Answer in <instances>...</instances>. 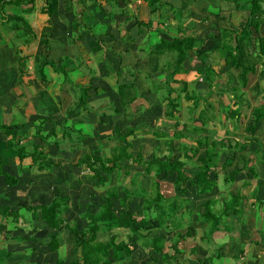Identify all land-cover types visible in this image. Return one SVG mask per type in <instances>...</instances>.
<instances>
[{"label":"trees","instance_id":"obj_1","mask_svg":"<svg viewBox=\"0 0 264 264\" xmlns=\"http://www.w3.org/2000/svg\"><path fill=\"white\" fill-rule=\"evenodd\" d=\"M53 1L49 2L46 0L45 6L41 8V12L47 13L49 16L55 14L56 7ZM143 1L146 2L150 12L159 11L160 8L165 7L167 10L171 9L173 13H176L173 10V6L167 1ZM78 2L83 5L86 4V0H78ZM92 2H95L101 8L103 17H111L114 14L113 8L117 5V0H92ZM33 3L34 0H0V20L3 21L1 18L6 17L5 23L11 24L9 37L13 42L14 54L17 55L16 61L19 64H17V76L14 84L21 86L28 85L29 83L24 77L31 76L36 71L41 81L46 82L48 79L44 73V69L47 66H50L54 72L62 75L63 85L67 82L69 83V71L76 68L73 58L69 55H63L57 60L48 58L46 54L49 49L48 38L39 41L41 49L36 54L22 55L20 53L19 43L29 44L39 38L37 24L28 21L24 17L25 8L21 14L15 15L6 13L4 6L6 4H14L22 7L27 4L29 7H32ZM187 6L186 3H183L179 8V12L182 14V11L188 10V19L190 18L192 21L199 19L201 22H204L214 17L219 19L221 27L218 35L211 33L199 37L200 31L187 33L186 29L178 25L176 33L161 32L162 34L158 35L159 42L151 45L148 54L153 56L171 55L170 61H165V65L160 68L165 74L162 83L154 86L166 89V95L163 98L164 108L162 114L165 118L174 119L173 125L175 127L180 124L182 114L180 109L182 102H180V99L185 98L187 101H191L193 110L198 106L199 100L203 101V107L197 115L201 119L202 125L201 127H194L192 130L199 135L195 139L196 145L191 147L182 143L178 149L186 159L195 158L199 162L197 171L195 173L187 172L184 169L186 162L177 158L172 160V152L168 156L165 155L163 159H160V156L155 152H150L146 156L141 151L137 152V154L131 152V138L135 139L137 137V130L157 136L159 134L165 135L166 131H163L165 128L159 127L153 130L152 128H147L149 126L146 123L138 122L134 126H128L122 132L120 127L115 125L113 135L100 138L94 146L90 147V153L82 155L77 161V166L84 164L85 167L93 171L97 186H105L104 192H102L104 203L100 205L95 213H91L90 210L81 213L80 218L84 222V227L78 237L79 258L71 260L69 264H111L113 261H120L123 254H131L133 250L132 244L135 241H138L139 245L147 251L151 259H155L152 253H160L163 261L173 260L176 264L178 262L176 255L182 252V235L179 234L176 241L170 243V251L166 252L164 251L165 242L162 237L152 236L148 238L147 233L143 234L140 231L141 228L149 226L153 220L158 221L160 225H164L167 228L174 227L173 221H183L186 213L190 212V210L185 209L186 201L183 197L177 194L166 196V192L161 187L160 178L175 173L174 183L178 186V191L181 194L186 192L189 185L197 186L198 193L205 194L217 185L220 176L226 184L235 185V175L239 169L226 170L227 162L219 163V158L223 151L239 149L241 146L237 142L234 145L231 143L232 137H230L228 131L222 137H217L213 130H209L206 127L208 121L214 118L213 104L208 101V97L214 93L215 89L221 90L222 88L214 82L216 73L211 66L212 61L209 58L208 52L220 51L226 68L237 73L243 85L248 84V75L250 73L256 74L258 68L259 72L264 74V0H244L243 5H241L240 0H236L235 8H240L243 11L242 20L238 25L232 23L231 13L225 16L227 14L224 13L226 11L224 9H221L219 13H211L202 8L191 7L188 9ZM227 11L229 10L227 9ZM80 17L77 16L75 19L80 20ZM85 17L88 19L89 15ZM130 22L136 24L139 30L141 26L147 23L145 20H139L136 17ZM158 25L163 26L160 22H158ZM79 33L78 31L75 36ZM234 34L235 43L233 42ZM226 37L230 39V45L224 41ZM208 40H210V44L204 48V44ZM187 60H191V66L195 67L200 80L207 82L208 93L206 95L200 96L199 94L189 93L188 83L185 79V74L188 70L184 67V63ZM30 63H32V68ZM177 75H182V77L180 78ZM171 82L178 83L179 86L174 87ZM72 84L75 85L78 91L76 104L81 105L87 114L96 111L88 106L87 101L90 96L89 91L97 89L93 85L92 76L83 73L72 81ZM255 87L256 91H258L259 84H256ZM230 89L236 91L239 88L235 86ZM136 91L137 88L134 83L116 84L118 98L122 105L131 111L137 99ZM181 93L183 97H181ZM232 98L235 99V92H233ZM234 103H237L236 99ZM238 104H235V107L230 108V110L227 109L228 120L239 118L240 108ZM103 107L100 106L98 112ZM138 110L136 109L135 113H139L140 110ZM253 115L254 119L247 127L252 133L255 132L260 119L264 117V106H256L253 110ZM76 122L81 123L79 120L74 121V123ZM19 128L22 129L23 125L11 126L0 122V130H3L7 135L5 141L0 142V175L4 176L5 183L10 186L17 184V177L1 170L10 153L17 155L20 160L29 156L31 167L36 166L38 170H46L53 164L50 156L45 153L40 145L32 143L30 145L31 148L26 150L25 144H19L21 140L26 138V131L24 129L19 130ZM39 128H37V134H39ZM81 130V128H78L76 131L81 133ZM185 131L187 132L185 133ZM188 132L190 131L187 125L184 124L180 131H174L172 134L175 138H182L187 136ZM46 136L43 137L47 139ZM113 140L117 143L107 146L105 151H103L105 143ZM259 154L262 156V160L261 157H258L257 161L264 162V150L260 149ZM134 163L143 165V172L151 176L152 180L149 189L142 186L139 182V173L127 171V168ZM252 172V165H249L248 173ZM124 173L131 176L129 182L131 186H124L118 190L117 185L113 184V180L120 179ZM229 192V198H221L222 206L219 210L215 209V199H208L203 203L204 211L198 215L197 219L208 222V232L210 234L216 231H231V227L225 224L224 221H226L230 213L234 215L242 213V209L239 207L242 194L239 190H229ZM87 194L95 195L96 191L91 189ZM133 199H135V203L140 207V214L130 207V202ZM66 201V197L55 195L49 204L17 206L14 210L0 206V214L16 218L20 215L19 210L24 208L25 210L37 212L35 216L41 217L50 227L59 228L67 220L65 216V212L68 209ZM115 202H118V206H115ZM119 229L129 230L126 241L117 240L118 231L116 230ZM73 230L77 231L74 227ZM99 233H108L109 239L98 241L97 237ZM50 244L51 249L55 250L57 240L52 237ZM219 252L220 249L216 251V254H219ZM210 259L209 257L208 260ZM57 264H63V260H59Z\"/></svg>","mask_w":264,"mask_h":264},{"label":"crops","instance_id":"obj_2","mask_svg":"<svg viewBox=\"0 0 264 264\" xmlns=\"http://www.w3.org/2000/svg\"><path fill=\"white\" fill-rule=\"evenodd\" d=\"M48 1L51 2L52 0H48ZM87 1H92V0H86V3H87ZM231 1H233L235 3L236 0H231ZM45 2H46V0H34L32 7H29L27 4L23 5L22 7L16 6L14 4H6L4 6V10L6 13L15 14V15L21 14L23 9L25 8L26 12L23 13L24 17L28 21L35 22L37 24V27L39 30V38H37V40L35 42L30 44L28 47H26L25 50L27 52H25L24 54L21 53L22 55H26V54L34 55V54H36L41 49V43L39 41L43 40V39H47V38L49 41L48 42V44H49L48 50L50 51V49L54 48V45H55L54 43H56V40L54 38H53V40L49 39L51 33L48 30H50L53 33H60V32L63 33L66 29L65 23H64L65 21H68L70 18L75 19L76 14L81 15L82 12L89 13L88 11H84L85 7L81 8L80 11L79 10L77 11V5H81L78 2V0L73 1L74 3L72 2V0H54L53 3L56 7V12L52 16H49L47 13L41 12V8L43 6H45ZM167 2L170 3L173 7H176L177 9H179L183 3H186L188 5L187 6L188 9H190L191 7L202 8V9H206L207 11H209L211 13H216L215 10L220 8V6L218 4V0H167ZM188 2L189 3L192 2V6L191 5L189 6ZM136 4H138V5H136ZM117 6H116L117 9H120V10H118V12L120 13L121 17H124L122 19V22H120L121 26L119 27V29H118L119 24H118L117 20L115 21V17H114L116 15V13H115V15H113V17L111 16V17H104L103 18V16L101 15L100 12H96V15L98 13H100V15H101L100 18H101L102 22L106 23V27L104 29V32H106L107 34H110V35H108V38L115 41L116 45H117L118 40H119V43L121 45H124L125 41H127L129 39H133L136 37L137 40H140V42H141L139 44V47H138L139 50H142V51L146 50V56L148 55V51H149L151 45L159 42L158 35L162 34L161 32H167L168 31L170 33H176L178 25L182 26L184 29L186 23H190V22L197 23L199 28L201 29V30H198V31H200L199 35H198L199 37L206 35L205 33H208V34L214 33V34L218 35L219 29L221 27L219 25V19H217L215 17L209 18L208 20H206L204 22H201L199 19H196L193 21L192 20L188 21V18H187V21H184L182 23L181 13L176 15V13H173L170 10H169V13L171 14V16H166L167 14L165 13V18L159 19V17H158L159 12H156L157 17L154 16L153 19L151 18L152 19L151 20L150 17L148 18V16H147L150 11L148 9L146 2L143 0H117ZM211 7H215V9H212ZM165 9H166L165 7L164 8L162 7L161 11H166ZM154 12H151V13H154ZM113 13H114V11H113ZM187 13H188V10H187ZM82 15L86 16L84 14H82ZM131 15L133 18L136 17L139 20L140 19L145 20L147 23L145 25L141 26L140 30H139V27L136 24H134L133 22H130V21H132L131 19H133V18L129 19V17H131ZM177 16H180L181 23L178 22L179 18ZM242 16H243V11L241 13V16L239 17L238 24L242 20ZM105 18H110V19H105ZM112 18H114V19H112ZM1 19H3V21L0 20V122L4 123L6 125H11V126L23 125V128L22 129L19 128V130L24 129L26 131V140H24V142H23V140H21L19 143H21V144L26 143V145H28L29 148H31L30 145L32 143L40 145L41 147H45L44 151H45V153H47L50 156L51 161L53 163V166H52L53 169L51 171L50 170L47 171V173H41L44 170H38V169H37L38 171H35L34 169L32 170L33 167H31V159L29 156L20 160L19 157L12 156L13 153H10L7 156L6 162L2 166L1 170L4 172H7V173H8V171H10V174L17 177L18 182L16 185H13V186L7 185L4 181V176L0 175V206H5V207H8L10 210H14V209H16L17 206L49 204L55 195H62V196L67 198L66 204H67L68 209L65 212V216H66L67 220L64 221L63 224H61V226L59 228L50 227L45 222V220H43L41 217L35 216V214L37 212L25 210L24 208L19 210L20 215H19V217H16V218H13L12 216H2L0 214V244H4L3 247L0 246V248L3 250V254H0V264H19L22 262H29L30 264H57L59 260H63V264H69V262L71 260H76L79 258V248H77L75 246V241L77 240L75 237V234L78 231H80L81 229H83V227H84V222L80 218L81 213H84L86 210H90L91 213H95L99 209L100 205L104 203V199H103L102 194H101L102 192H104V190L101 189V187H105V186H99L98 187L96 185V179L93 176V171L89 170L88 167H85L84 164H82L81 166H77V161L79 160V158L84 154L90 153L91 148H89V146L90 145L94 146L95 140H97V139L90 141V137H87L86 139H79V137H75V138L70 137L73 140H69L70 142L65 143V140H66L65 138H58V139L55 138V139H53V140H55V142H54L55 151H53L51 144L47 143L46 141L44 142L41 140V139L45 140V138L43 137L45 135H47L46 137L48 138L49 135L47 134L48 133L47 131H51V133L56 131L57 135H61L63 129L60 126L61 125L60 122H62V123L64 122V117L61 115V110H63V106H64L63 104H65L66 102L62 98L61 94L59 92L55 91L54 88L47 89L45 87H42L44 81H41L40 78H39V80L42 83L39 80L36 81V78L38 77L36 74L37 71L34 74H32L31 76L24 77V79L26 78V80L29 82L27 87L14 84L16 76H17L16 69H17L18 65L16 64L17 63V61H16L17 56L14 55L13 42H11L10 37H9V29H10L11 24L5 23L6 17L1 18ZM126 19H128V21H125ZM231 20H232V23L234 24L232 16H231ZM158 21L160 23H163V26L158 27L159 26ZM114 22H116V24H114ZM204 23H208V24L204 25ZM48 24L50 27L48 26ZM77 24L78 23L76 21H74V25L71 26V28L68 30L69 36L66 37V38L70 39L73 42V44L77 42L76 37H74L75 34L78 33V31H79V29H77V27H78ZM203 27L205 29H203ZM111 29H113L115 33ZM148 29H150V30H148ZM202 30H203V32H202ZM73 32H74V36H73ZM134 34H135V36H134ZM209 44H210V40H208L204 44V48L208 47ZM19 48H20V46H19ZM47 52H46V54L48 55V58H51L53 60H57L59 57H61L63 55H68L65 52V53H62L60 55L53 56L50 54V52L49 53H47ZM214 52H216V51L208 52L210 60L213 59L212 54ZM217 52L220 55L221 61L223 62L225 69L228 70L225 66L224 59L222 58L220 51H217ZM164 55H167V54H164ZM105 56H106V54H104L103 58H105ZM146 56H144L142 58L137 56L136 57L137 59L134 62V67L140 66V63L145 64L142 61H143V58H145ZM162 56L163 55L153 56L151 60L156 61V60H158V58L161 60ZM147 58H149V57H147ZM190 61L191 60H187L184 63V67L188 70L187 73L185 74V77L186 76L188 77L189 73H191L193 71L192 68H194L191 66ZM30 64H31V68H32V63H30ZM121 64H123V63H121ZM124 65L128 66L129 64L124 62ZM27 66H28V64H27ZM258 67H259V65H258ZM78 69H79V65H76V68L71 70V71H73L71 73L76 74L74 80L80 76V75H77L78 73H80L78 71ZM49 70L53 71V69L50 66L45 67L44 73H45L46 77H47V72ZM228 71L230 72V75H231L229 77L230 78L232 77V79H235V76L232 75L233 71H231V70H228ZM159 72L164 74L160 70H156L153 73H155V75H157V73H159ZM54 73H56L57 76H62L60 73L59 74L57 72H54ZM134 73L136 74V72H134ZM258 73L262 74L261 76H263V78H264V74L259 72V68H258V71L256 74H258ZM81 74H83V73H81ZM84 74H86V73H84ZM256 74H254V75H256ZM90 76H92L91 73H90ZM164 76H165V74H164ZM164 76H163V78L158 80L160 84L162 83ZM236 76H238V78H239V75L237 73H236ZM181 77H182V75H181ZM92 78H93V85L96 86L94 84V77L92 76ZM195 78L197 80L199 79L198 76L197 77L195 76ZM33 80H35L37 82L36 83L37 89L35 88L36 93L34 95H33V92L35 90H33V88H31V86H32L31 84L33 83ZM61 81H62V77H61ZM46 82H48V80ZM199 82L202 83L205 81L202 80ZM205 83H207V82H205ZM248 83H249V79H248ZM256 84H259V82L256 81L254 87H252L251 90L254 93V95L256 94V96H258V93H262V92L264 93V90L263 91H260V90L256 91V89H255ZM72 85L74 86V84H72ZM234 85H237L236 82L234 83ZM247 85H243V86L246 87ZM207 89H208V84H207ZM221 90H226V91L231 92L230 90H228L227 88H224V87H222ZM29 91L31 92L30 94H29ZM90 91H89V95H90ZM232 92H235V99L237 101L236 105L239 103L238 106H240V105H242V103L244 101H246L247 104H249V101L247 100V91L239 88L238 90H236V91L234 90ZM94 93H95V91H94ZM189 93L194 94L191 91H189ZM231 95L233 97V94H231ZM73 97H74L73 102H69V103H71V106H73V107H69V108L70 109L74 108L76 110L70 116V119L72 121H78L79 120V121H81V126L84 127L85 125L96 124L101 119L100 116L97 117V115H95L96 111H93V112L88 113V114L87 113L82 114L78 111V109H80V110L82 109V106L79 104H76V101L78 99V91L76 90V87L74 89ZM88 99H87V101H88ZM235 99H234V101H235ZM136 100L134 102V107L137 103ZM60 105H63V106L60 108ZM106 105L109 106L108 104H104V105L102 104L101 106L105 107ZM191 105H192V102H191ZM192 107L193 106H191L192 114L196 115V118H198L197 115L199 114V111L203 106L201 108H199V106H197L194 110L192 109ZM123 108H124V112L129 113V114H127V117L130 115H133V111H131L129 108H128V111H127V107L123 106ZM254 108H253V110H254ZM92 109L99 111V108H97V109L92 108ZM134 109L138 110V107H135ZM139 109H140V107H139ZM253 110H252V115H253ZM118 113H119V111H117V114ZM98 114H101V111L98 112ZM135 114L137 115L138 113H135ZM117 118H119V116H117ZM214 118H215L214 121L216 120V118L218 119V115L217 114L214 115ZM253 119H254V115H253L252 119L249 120V123L246 122L245 126H244L245 130H247L248 132L251 133V137L246 138V141H241L237 138L232 137L231 143L234 145V143L237 142L238 144H240L241 148L235 149V150H225L220 154V158L222 155L224 157V159L220 160V158H219V163L226 161L227 162L226 168H228V166H231L232 163L234 166V164H235L234 161L237 159L242 161V163H243L242 166H237V167L234 166V168H233V169H235V168L239 169L238 173L235 175V180H236V176L241 172L240 168L243 166H245V168L248 169V166L252 165L253 172H254V164H252L251 159H248V158L253 157L252 160H257L258 157L259 158L261 157V160H262V156H260L259 152L257 155V151L260 149L264 150V145H262L261 141L256 137V134H257L258 129H259L258 127H260L262 125V123H264V117L260 119L259 124H258L254 133H252L250 130L247 129V127L252 123ZM168 120L170 121L171 119H168ZM199 120H200L199 126L198 125H190L188 127V130L192 131L194 129V127H201V125H202L201 119H199ZM237 120L238 119L227 120V121L229 124L234 126V124L238 125ZM210 122L214 123L213 119L208 121L206 127L209 130H213L216 134V128L213 126L212 127L209 126ZM184 124L185 123L183 122L182 126ZM118 126L120 127V125H118ZM38 127H40L39 128V134L36 133ZM114 127H115V124L113 125V128ZM113 128H112V132H109L105 136L113 135ZM163 128H165V127H163ZM225 128L228 129L227 127H225ZM263 128H264V124H263ZM120 129L122 132H124L121 127H120ZM163 131L164 132L166 131V134L168 132L166 130V128ZM137 132H140V134H142L141 136H144V134L141 131L137 130ZM188 134H187V136H188ZM40 135H42V137H40ZM52 135L55 136L54 134H52ZM165 135L159 134V135L154 136V137L157 139L159 138V140H160V137H165ZM105 136H102L101 138H103ZM198 136H199L198 134H195V137L193 138V142L196 143L195 139ZM216 136H217V134H216ZM6 137H7L6 133L2 130L0 132V141L5 140ZM137 137H139V136L137 135ZM144 137H147V136H144ZM184 137H186V136H184ZM184 137H182L181 139H183ZM217 137H222V136H217ZM36 138H37V141L34 140ZM139 138H142V137H139ZM98 139H100V138H98ZM80 140H82V141L87 140V142H84V145H82V148L80 146H78V150H77L76 146L79 145L78 142ZM159 140H154V143H159ZM174 140H176V139H170L168 141L166 139H164V143H166L168 145V150L163 151L162 154H160V152H156V151H151V152L157 153L160 156V159H163L165 157V155H167V156L170 155L172 152V158L171 159L172 160L176 159V157H174V154H175L174 153V150H175V146H174L175 141ZM177 140H180V139H177ZM131 142H132V146H133V138H131ZM249 142L255 143L256 149H254L253 151H255L256 154H254V153L250 154L248 152V150H251L250 147H248V145H247V144H249V146H250ZM182 143L183 142L179 143V147ZM59 146H62L64 148L63 149L58 148ZM65 147H68V148H65ZM179 147H178V149H179ZM139 151H141V150H137V152H139ZM202 151H203V149H202ZM202 151H201V154H202ZM65 152H66V156L65 155L63 156L62 154H64ZM149 153L150 152L143 153V155L146 156ZM133 154H135L134 151H133ZM177 159H180V158H177ZM187 160H189V159H187ZM191 160H196V159L194 158ZM249 161H251V162H249ZM196 162L198 165L199 162L197 160H196ZM258 162L261 163L262 167H264L263 161H258ZM138 165H141V164H138ZM20 166H22V167H20ZM141 166L143 167V170H144V166L143 165H141ZM185 167H186V165H185ZM233 169H230L229 171H231ZM186 171L189 173H195L197 171V169H196V171H192V172L189 169H187ZM174 175H175V173H174ZM167 176H171V175H167ZM174 179H175V177H174ZM218 182H219V180H218ZM252 183L254 185H255V183H257V186H258L257 189H259V194H261L260 192H262V191L264 192V190H263L264 187H261V185L264 183V179L258 178L255 181H252ZM81 186H82V188H81ZM217 187H219L218 183L216 186L213 187V189L211 191H209L205 194H199L197 191V186L189 185L187 187L186 192L181 194L178 192V186L176 185V188H177L176 194L183 197V199L186 201V205H185V208H186V206L189 207V204H190L189 199L187 198V195L189 193H191L192 190L196 193L195 197L197 199L198 197L206 196V195L212 193V191L215 188L217 189ZM91 189L96 191L95 195H88L87 194L88 191ZM230 190L236 191L237 189H233L231 187ZM220 191H221V189H220ZM215 198L216 197H213V198L207 197L201 204L202 208H203V203L206 200L215 199ZM116 203H118V202H115V204ZM132 204L137 205L135 203V199H133L130 202V207L133 210ZM79 208H81V209L78 211ZM187 209L190 210V213H191V214L189 213L190 216H193V218L190 219V221H173L175 226L167 228L164 225H160L158 221L153 220L156 222V223H154V224H156V228L160 229V231H161L160 233L154 234V232H153V234H152L150 231H147V232H144L141 230L140 231L143 234L147 233L148 238L152 237V236H160L164 239V242H169V243L176 241L179 234L182 235L183 237L187 236L189 238H192L193 236L196 235L195 234L196 233V226L202 228L203 235L202 234L199 235V237H201V240H205L206 242H212L214 240L215 235H216L215 238L221 236L220 234L223 233L221 231L214 232V235H213V233L210 234L208 232V222L197 221L198 215H200L204 211V208H203V211L200 213H194L195 210L191 209V208H187ZM134 211L140 212V210L139 211L134 210ZM235 216L240 217V215H234L232 213H230L228 215V217H232L233 220H235L234 219ZM68 220H72V221H68ZM226 222L227 221H224V223L229 225L230 227H233V226L236 227V228L233 227V230H234V228H235V230L236 229L238 230L235 233V235H239L238 239L241 238V244L242 245L244 244V247L247 248V246L245 245L246 243H249V244L251 243V246L249 248H247V253H246L244 258H238L237 257L238 252H240L239 249L241 246L239 245L238 242L233 241L235 235H234V231L231 228V233L229 235H227V234L230 231L229 232L226 231L227 239L226 240L222 239L219 241V244L217 246V251L220 249L219 254L214 255V253H209V254L205 255V253L208 252L207 248H204L201 245L195 244V246L191 248V251L197 252L198 256L195 259H191L189 263L188 262L184 263V261L182 263L183 264H207V262H209V260H208L209 257L211 258L210 259L211 262H212V258L216 257L220 262L219 264H228L227 260L230 258L232 260V263H230V264H258L260 261V258L264 257V228H262V230H263L262 233H259L260 237L253 238V236H255V232L258 233L257 229H255V226L257 227L258 224L259 223L261 224L262 222L264 225V221H247V222L246 221H229L227 223ZM151 223H152V221H151ZM239 225H241V226L239 227ZM73 227L77 231H74ZM145 227H148V226H145ZM162 228H163V231L161 230ZM182 229H185V233L181 232ZM120 230H123V229L116 230V231H118L117 240L118 241L119 240H125L126 241L128 239L129 230L124 229V230L128 231L127 238H125V239L121 238ZM184 234H185V236H184ZM106 236H107V238H106ZM52 237H54L57 240V247L55 250L51 249L50 240ZM103 239L108 240L109 234L108 233H99L97 240L98 241H104ZM70 243H72V245H70ZM76 243H77V241H76ZM255 243H257V244H255ZM138 245H139V243H138ZM139 247L140 248L138 249L137 252H138V256L142 259H140V258L136 259L135 256H134L135 259L131 258V256L133 255V250L136 249L135 247H133L131 254H123V257L120 260L121 264H124L126 262L125 261L126 259L129 260L128 262L134 263V264H139V262H141V264H146L145 261H148V260H152L155 263L158 262V260H161L162 264H175V262L173 260L163 261L160 253H158V254L152 253V256L155 257V259H151L149 254L147 253V251L144 248H142L140 245H139ZM74 248L76 251L74 250ZM70 249H71V251H70ZM166 252H168V251H166ZM242 252L244 254V250H242ZM158 255H160V256H158ZM180 255L182 256V252L180 254L176 255V258L178 261L181 260ZM246 257H247V259H246ZM139 259H140V261H138ZM120 261H113V262H111V264H119L118 262H120Z\"/></svg>","mask_w":264,"mask_h":264},{"label":"rangeland","instance_id":"obj_3","mask_svg":"<svg viewBox=\"0 0 264 264\" xmlns=\"http://www.w3.org/2000/svg\"><path fill=\"white\" fill-rule=\"evenodd\" d=\"M165 1V0H164ZM167 1V0H166ZM241 1V5L244 4V0H240ZM76 3V2H75ZM189 3V2H188ZM99 4V3H98ZM218 4L220 6L219 9L215 10L216 13H219L221 11V9H228L229 11H225L224 13L227 14L225 16H228V13H231V16L233 17V22L234 24L238 25V20L239 17L241 16L242 10L240 8H235V3L231 0H218ZM138 5V4H136ZM192 6V2L189 3V6ZM117 6V5H116ZM114 6L113 11L114 14L116 13L115 17V21L117 20L119 27L120 22H122V19L124 17H121L120 13L118 12L117 7ZM84 8V11H88L87 12H82V14L84 15H89V18L87 19V17L81 15H76L77 16H81L80 20L79 19H74V18H70L68 21H65V31L62 33H53L50 30H48L51 34H50V40L53 38L56 40V43H54V48L47 50L51 55L53 56H57L60 55L62 53L68 54L69 56H71L73 58V62L76 65H79V69L78 71L80 73H78L77 75H81V73H86L92 74V76L94 77V84L97 86V89L91 90L90 91V97L88 99V106H90L91 108H99V106H101L102 104H108L109 106H105L101 109V114H98V110H96L95 115L100 116V120L96 123V124H92V125H85L84 127L81 126V123H74V121H72L70 119L71 114L76 111L74 108L70 109L69 107H73L71 106V103L69 102H73L74 97H73V93H74V89H75V85H72V81L75 78V73H71L73 71H69V83H65L63 85V82L61 81V77L62 76H57L56 73H54L53 71L49 70L47 72V79L48 82H43L42 87H45L47 89H51L54 88L55 91L59 92L62 96V98L65 100V104L60 105V108L63 106V110H61V115L64 117V122H60V126L63 129L61 135H57L56 131L54 132L53 136V132L51 133V131H47L48 133V138L47 140L45 139H41L42 141H46L47 143L51 144V147L53 148V151H55V146H54V142L55 138H65V143L66 142H70L69 140H73L72 138L78 137L79 139H86L87 137H90V141L95 140V143L98 142V138H101L102 136L107 135L109 132H112V128L113 125H120V127L122 128L123 131H125L127 129L128 126H134L136 123L138 122H143L146 123L149 127L147 128H152L153 130L158 129L159 127H165L166 130L168 131L167 134L165 135V137H160L159 138H155L154 136H152L151 133H145L143 132L144 136H141L142 134H140V132H136L137 135L139 137L142 138H135L133 139V146L131 148V152L135 154H137V150H141L142 153H148L151 151H156V152H160V154L163 153V151H167L168 150V145L166 143H164V139H166L167 141L170 139H176L174 140V146H175V150H174V157L176 158H180L181 160L186 162V167H184L185 170L189 169L191 172L192 171H196L197 169V162L196 160H187L184 156H182V154L177 150L179 147V143L183 142L185 144H187V146H191L194 147V145H196L195 142H193V138L195 137L196 132L190 131L188 132V136L184 137L183 139L181 138H175L174 135L172 134L173 131H180V129L183 127L182 123L184 122L187 127H189L190 125H200V120L198 118H196V115L192 114L191 112V102L187 101L185 98L180 99L181 103V117H180V124L175 127L173 125L174 119L173 120H168V118H165L162 114V110L164 108V100L163 97L166 95V90L164 87H160L156 88L154 85H159V79L163 78L164 74H162L161 72L157 73V75H155L156 70H160L159 68L163 67L165 65V63L171 59V55L167 54V55H163L162 59L160 60L158 58V60H151L153 55L148 54L146 56V50L142 51L139 50V44L141 43L140 40H137V38H133V39H129L127 41H125L124 45H121L119 43V40L116 42L109 39L108 35L106 32H104V29L106 27V23H103L101 20V8H99V6L92 1H87L86 5H77V11L81 8ZM96 7V8H95ZM164 8V7H163ZM174 11L176 12V15L180 14L179 9H177L176 7H173ZM212 9H215V7H211ZM166 11H161L160 10H156L154 13L149 12L148 13V18L150 17V19L155 16L157 17L156 12H159V19L165 18V13L167 14L166 16H171V14L169 13V9H165ZM171 11V9H170ZM96 12H100L96 15ZM112 15V17H113ZM234 15V16H233ZM137 16V15H136ZM138 17V16H137ZM141 17V16H140ZM178 18H180V16H177ZM181 19H182V23L184 21H187V10H184L181 14ZM104 18V17H103ZM130 18H133L132 15ZM105 19H110V18H105ZM114 19V18H112ZM151 19V20H152ZM181 19L178 20L179 23H181ZM132 20V19H131ZM141 20V19H140ZM191 19L189 18L188 21H190ZM74 21H76L77 24V29H79V34L76 37V43L73 44V42L66 38L68 35V30L71 28V26L74 25ZM125 21H128V19H126ZM232 21V20H231ZM159 22V21H158ZM228 23V22H225ZM114 24H116V22H114ZM163 24V23H162ZM208 23H204V25H207ZM182 25V24H181ZM49 26V24H48ZM89 28H86V27ZM50 27V26H49ZM160 27V26H158ZM76 28V27H75ZM198 24L195 22H190V23H186L185 28L187 33H193L195 31L201 30ZM50 29V28H49ZM203 29H205L203 27ZM113 30V29H111ZM114 32V30H113ZM203 32V30H202ZM115 33V32H114ZM208 34V33H205ZM135 36V34H134ZM37 40V39H36ZM36 40H33L31 43L29 44H24V43H19L20 46V53L24 54L25 52H27L25 49L26 47H28L30 44H32L33 42H35ZM224 41L230 45V39L228 37H226L224 39ZM12 42V41H11ZM72 42V43H71ZM105 50V51H104ZM104 54H106L105 58H103ZM15 55V54H14ZM17 56V55H16ZM144 57L143 61L145 64H141L140 66H135L134 67V62L137 59L136 57ZM213 56V61H212V68L215 70L216 76H215V80L214 82H216L218 84V86L220 87H224L227 88L229 91L226 90H219V89H215L214 93L211 94L208 97V101H210L213 104V113L214 115H218V119L216 118V120L214 121L215 118H213V122L209 123L210 127H215L216 128V134L217 136H223L225 134L226 131H228V134L230 135V137L233 138H237L241 141H246V138L251 137V133L248 132L247 130H245L244 126L245 123H249V120L252 119L253 115H252V110L254 107L256 106H264V93H258V96H256V94L254 95V93L252 92V87H254L255 82H259V90L263 91L264 90V78L263 76H261L262 74H249L248 75V79H249V83L248 85L245 87L243 86L242 82H241V78L239 76H236V73L233 71L232 75L235 76V79H232V77L230 78V72L228 70L225 69L223 62L221 61L220 55L219 53L216 51L212 54ZM149 57V58H147ZM147 58V59H146ZM161 58V57H160ZM105 59V60H104ZM151 60V61H150ZM166 61V62H165ZM124 62H126L127 65H124ZM165 62V63H164ZM123 63V64H121ZM18 64V63H16ZM19 65V64H18ZM22 65V64H20ZM166 67V66H165ZM193 71L191 73H189L188 77L186 76L185 78L187 79V83H188V91H191L194 94H199L200 96L206 95L208 93V89H207V83L205 82H199L202 81L200 80V78L197 80L195 78V76L197 77L198 74L195 72V67L192 68ZM150 71V72H149ZM153 71V72H152ZM161 71V70H160ZM76 72V71H75ZM136 72V74L134 73ZM37 74V78L36 81L39 80V74L38 72H36ZM59 74V73H58ZM227 74V75H226ZM178 77L181 78V75H177ZM157 77V78H156ZM35 80H33V83L31 84V88H33V90H35V88L37 89L36 86V82ZM40 81V80H39ZM41 82V81H40ZM134 83L137 91H136V96H137V103L135 105V107H140V112L136 115L135 114V110L136 109H132L133 111V115H130L127 117V113L128 112H124V108L123 105L120 101V99L118 98V94L116 92V84L117 83H123V84H128V83ZM236 82L237 85H234V83ZM29 83V82H28ZM42 83V82H41ZM171 84L174 87H178L179 84L175 83V82H171ZM234 85V86H233ZM62 86H64L62 88ZM238 87L240 89H243L245 91H247V100L249 101V104H247L246 101H244L242 103V105H240V116L238 118V122L236 124L231 125L228 123V119H227V109L230 110V108H234L235 104L234 103V98H232L233 94V90L230 89L231 87ZM24 87H27L24 86ZM73 89V90H72ZM159 89V90H158ZM158 90V91H157ZM157 91V92H156ZM249 91V92H248ZM31 92L29 91V94ZM36 93V90L33 92V95ZM252 96V97H251ZM181 97H183V94L181 93ZM199 108H201L203 106V102L202 100H199ZM68 107V108H67ZM115 108V110H113ZM70 110V111H69ZM138 110V111H139ZM78 111L82 114H85V110L82 108L81 110L78 109ZM117 111H119V113L117 114ZM128 111V108H127ZM229 113V111H228ZM194 115V116H193ZM117 116H119V118H117ZM96 117V118H97ZM263 124L258 127V132L256 134V137L261 141L262 145H264V128H263ZM54 125V124H53ZM237 126V127H236ZM73 129H72V128ZM225 127H227L228 129H226ZM78 128H81L82 132L79 133L78 131H76ZM232 128V129H231ZM18 130V129H17ZM114 130V128H113ZM2 130H0L1 132ZM187 131H185L186 133ZM195 133V134H194ZM72 137V138H70ZM180 139V140H177ZM25 139H23L24 142ZM35 141H37V138L34 139ZM154 140H159V143H154ZM5 141V140H3ZM2 140L0 142H3ZM84 142H87V140H80L78 142L79 145L76 146L77 150H78V146H80L82 148V145H84ZM116 143V141H111V142H106L105 146L103 147V151H105V148L107 146H112ZM250 143V142H249ZM21 144V143H19ZM26 145V143H24ZM156 144V145H155ZM248 147H250L251 150H248V152L250 154H256L255 151H253L254 149H256V145L254 142L247 144ZM92 147L91 145L89 146V148ZM45 150V147H42ZM58 148L63 149L64 147L59 146ZM68 148V147H65ZM139 148V149H138ZM30 149L28 145H26V150ZM173 150V149H172ZM259 150L257 151V155H258ZM167 153V152H166ZM178 153V154H177ZM226 153V152H225ZM63 156H66V152L64 154H62ZM12 156H17L13 153ZM18 157V156H17ZM53 159V158H52ZM224 157L221 155L220 160H223ZM251 159L252 164H254V172L251 174L247 173L248 169L245 168V166L241 167V172L236 176V180L234 182L235 185L231 186V184H226L221 176L218 182L219 187H217V189L215 188L212 193L206 195V196H201L198 197L196 199L195 195L196 193L192 190L191 193H189L187 195V198L189 199V207L186 206L185 209L187 208H191L194 209V213H200L203 211V208L201 206L202 202L207 198H213L216 197V204H215V209L219 210L222 206V201L221 198H229V190L230 188H234L239 190V192L242 194V198L239 204V207L242 209V213L240 214V217H236L235 216V220H233L232 217H227L226 221H264V192H260L261 194H259V189H257V183H255V185L252 183V181H255L256 179H264V167H262L261 163H259L257 160H252V158H248ZM249 161V162H251ZM234 166H242L243 163L241 160L237 159L234 161ZM260 166H259V165ZM53 164L47 168L46 170L42 171L41 173H47V171H51ZM233 163L231 166H228V168H226V170H230L234 168ZM22 167V166H20ZM38 171L37 167L34 166L32 168V170ZM127 171H134L140 174V176H138L139 182L141 183L142 186L147 187L148 189L150 188V184H151V176L147 175L143 172V167L141 165H138L136 163L130 165L127 168ZM8 173H10V171H8ZM133 176V175H132ZM130 175H127V173L123 174L121 176V178L116 179L115 181L113 180V184L117 185L118 190H120L122 187L124 186H131L129 184L130 182ZM174 177L175 175H171V176H164L162 178H160V183H161V187L162 189H164V191L166 192V196H171V195H176L177 193V188H176V184L174 183ZM248 182V183H247ZM109 186V185H108ZM222 186V187H221ZM99 187V186H98ZM261 187H264V183L261 185ZM82 188V186H81ZM105 187H101V189L104 190ZM221 189V191H220ZM264 190V188H263ZM179 192V191H178ZM102 194V193H101ZM219 194V195H218ZM261 195V196H260ZM218 196V197H217ZM254 200V201H253ZM256 202V203H255ZM261 202H263L261 205H259ZM77 203V202H76ZM133 205V210H140V207L138 205ZM188 205V204H187ZM115 206H118V203L115 204ZM81 208L78 209V211ZM190 213V212H189ZM189 213H186V216L183 218V221H190V219L193 218V216H190ZM138 214H140L138 212ZM179 217V216H178ZM245 218V219H244ZM68 221H72V220H68ZM197 221H201L198 220ZM226 222V223H227ZM156 223L155 221H152L151 225L148 227H143L141 228V231L147 232L150 231L152 234L154 232V234L156 233H160V229L158 230L156 228ZM229 226V225H228ZM241 225H239L240 227ZM235 227V226H233ZM233 227L232 230H233ZM236 228V227H235ZM234 228V235L235 233L238 231L237 229L235 230ZM262 228H264L263 222L260 224H258V226H255V229H257L258 233L255 232V236H253V238H258L259 233H262ZM163 231V228L161 229ZM82 231V229L80 231H78L75 234L76 237V241H75V246L77 248L78 247V237L80 235V232ZM182 233H185V229H182L181 231ZM223 233H221L219 237L214 236V240L212 242H206L205 240H201V237H199L200 234L203 235V231L201 227L196 226V235L193 236L192 238H189L187 236L183 237L184 239L181 241V249H182V256L180 255V259L178 262H176V264H183L182 262H190L191 259H195L198 254L197 252H192L191 248L196 245H201L204 248H207V253H205V255L209 254V253H214V255L216 254L217 251V246L219 244L220 240H226L227 239V235H229L231 233V231L226 235V231H221ZM9 233V232H8ZM127 234L128 231L126 230H120V236L121 238H127ZM214 235V233H213ZM253 235V234H252ZM239 235H235L233 241L234 242H238L239 245L241 246L238 252V258H244L246 253H247V248H249L251 246V243H246L245 245L247 246L244 247V244H241V238L238 239ZM252 237V236H251ZM107 238V236H106ZM67 240V239H66ZM104 240V239H103ZM138 242V241H137ZM136 241L133 242V247H135L136 249L133 250V255L131 256L132 259H135L134 256L136 257V259L140 258L138 256V249L140 248L138 243ZM252 242V241H251ZM69 244V243H68ZM257 244V243H255ZM70 245H72V243H70ZM221 245V244H220ZM0 246H4V244H0ZM142 247V246H141ZM170 247V243L169 242H165V246H164V251H170L169 249ZM143 248V247H142ZM72 249V248H71ZM70 249V251H71ZM75 250V248H74ZM242 250H244V254L242 252ZM76 251V250H75ZM213 251V252H212ZM0 254H3V250L0 248ZM160 256V255H158ZM130 258V257H129ZM142 259V258H140ZM140 259L138 261H140ZM148 259V258H147ZM247 259V257H246ZM216 257L212 258V262L209 260V262H207V264H219V260ZM126 262L124 264H134V263H130L128 262L129 260H125ZM146 264H162L161 260H158V262H154L152 260H148L145 261ZM197 262V261H196ZM218 262V263H217ZM119 264H121V261L118 262ZM227 263L230 264L232 263L231 258L227 260ZM19 264H30L29 262H22ZM139 264H141V262H139ZM258 264H264V257L260 258V261Z\"/></svg>","mask_w":264,"mask_h":264},{"label":"water","instance_id":"obj_4","mask_svg":"<svg viewBox=\"0 0 264 264\" xmlns=\"http://www.w3.org/2000/svg\"><path fill=\"white\" fill-rule=\"evenodd\" d=\"M235 41H236V40H235V34H234V35H233V42L235 43Z\"/></svg>","mask_w":264,"mask_h":264}]
</instances>
